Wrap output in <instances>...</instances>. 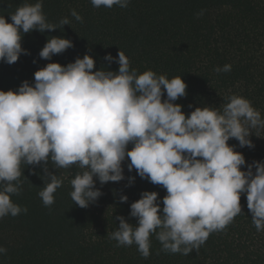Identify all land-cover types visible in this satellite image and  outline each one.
I'll return each instance as SVG.
<instances>
[{
  "label": "clouds",
  "instance_id": "clouds-1",
  "mask_svg": "<svg viewBox=\"0 0 264 264\" xmlns=\"http://www.w3.org/2000/svg\"><path fill=\"white\" fill-rule=\"evenodd\" d=\"M90 2L96 8H126L130 0ZM8 16L11 22L0 15V61L9 65L30 54L21 45L24 34L70 24L67 17L58 25L48 22L42 0L25 2ZM71 16L83 19L75 9ZM73 46L68 38L50 36L39 57L51 60ZM104 59L116 62L118 71H93L95 60L85 54L67 65L49 62L35 71L32 83L25 80L16 90H0V218L27 212L10 199L22 190V163L42 167L38 195L46 207L63 184L49 163L64 169L77 165L70 197L87 208L103 195L97 181L103 186L125 180L122 165L128 160L129 172L135 169L140 178L162 186L166 195L161 208L157 192H142L130 204L135 224L124 216L115 218L119 224L110 239L118 247L135 244L147 258L155 235L161 251L187 256L242 212V194L252 224L264 231V161L246 164L244 155L228 143L235 139L241 148L254 147L249 137L264 129V119L251 102L233 94L222 108L196 107L186 115L175 103L186 96L182 77L169 79L150 69L138 73L122 51ZM214 71L229 72L231 65ZM127 179L129 186L135 182L133 176ZM119 201L127 202V195L120 194ZM6 252L0 247V254Z\"/></svg>",
  "mask_w": 264,
  "mask_h": 264
},
{
  "label": "trees",
  "instance_id": "trees-1",
  "mask_svg": "<svg viewBox=\"0 0 264 264\" xmlns=\"http://www.w3.org/2000/svg\"><path fill=\"white\" fill-rule=\"evenodd\" d=\"M25 2L37 0H0V15L11 22L8 14ZM72 9L82 21L71 16ZM42 10L48 22L58 25L67 17L70 24L22 34L21 45L30 54H21L11 65L0 61V90H16L25 80L32 83L35 71L49 62L67 65L85 54L95 60L93 71H118L119 65L104 57L109 53L118 57L122 51L130 69L138 73L150 69L169 79L182 77L186 96L175 103L186 115L196 107L222 108L235 94L249 100L264 119V0H130L126 8H96L90 0H42ZM50 36L68 38L74 46L51 60L42 59L39 52ZM225 64L231 65V71H214ZM249 138L253 148H241L235 139L228 143L244 155L246 164L264 161V129L253 130ZM128 163L122 165L125 180L103 186L97 181L103 195L87 208L70 197V181L80 171L77 165L64 169L49 163V170L63 184L54 193V203L46 207L38 195L42 167L22 163V190L10 199L27 212L0 218V247L7 249L0 254V264H264V231L258 232L252 224L245 194L240 198L242 212L187 256L161 251L155 235L150 237L147 258L135 244L118 247L110 239L119 224L115 218L124 216L135 224L129 216L130 204L142 192H157L161 208L166 195L162 186L140 178L135 169L129 172ZM129 176L135 177L131 186ZM120 194L128 201L121 203Z\"/></svg>",
  "mask_w": 264,
  "mask_h": 264
}]
</instances>
